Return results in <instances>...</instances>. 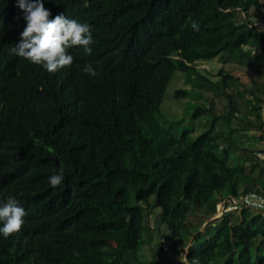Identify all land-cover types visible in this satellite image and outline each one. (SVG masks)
Listing matches in <instances>:
<instances>
[{"label":"trees","instance_id":"trees-1","mask_svg":"<svg viewBox=\"0 0 264 264\" xmlns=\"http://www.w3.org/2000/svg\"><path fill=\"white\" fill-rule=\"evenodd\" d=\"M44 7L49 19L87 23L93 51L70 47L72 65L55 73L14 55L24 13L18 0H0V202L12 196L26 212L19 232L0 233V264H264L262 214L213 218L227 196L264 195V164L254 157L264 129V26L256 25L264 0ZM179 54L193 64L179 68ZM216 58L214 76L196 70ZM176 71L191 87L175 96L191 94L192 118H207L196 136L158 118Z\"/></svg>","mask_w":264,"mask_h":264},{"label":"clouds","instance_id":"clouds-1","mask_svg":"<svg viewBox=\"0 0 264 264\" xmlns=\"http://www.w3.org/2000/svg\"><path fill=\"white\" fill-rule=\"evenodd\" d=\"M18 7L24 13L26 27L20 33L19 43L11 52L33 64L43 66L49 73L70 67L74 57L68 52L72 46H82L86 55L92 54L94 43L92 29L87 23H80L64 14L49 19L51 13L44 7V0H18ZM191 27L199 30L197 23ZM83 71L96 76L98 73L91 64L85 65ZM64 180L63 170L49 177L52 187L59 186ZM264 206V205H261ZM26 212L12 196L0 202V233L5 238L17 233L23 227Z\"/></svg>","mask_w":264,"mask_h":264},{"label":"rangeland","instance_id":"rangeland-1","mask_svg":"<svg viewBox=\"0 0 264 264\" xmlns=\"http://www.w3.org/2000/svg\"><path fill=\"white\" fill-rule=\"evenodd\" d=\"M263 2V1H262ZM256 25L264 26L262 22H257ZM176 61L179 68H184L192 65V61L182 55L179 54L176 56ZM195 68L198 72L203 75L212 74L213 76L217 73L219 68L221 67V61L216 59H211L207 61H196ZM242 75V74H241ZM244 77V75H242ZM212 80L216 81V77H213ZM186 76L180 72L176 71L173 77L171 78L169 84L166 87L164 97L162 103L160 105V110L158 113V118L160 123L165 127H171L173 130L177 132H181L185 129L193 130V135H198L203 129L206 128L203 123L206 122V117H201L194 119L192 118V114L194 109L196 108V100L190 96L188 98L176 97L175 93L179 89L190 90V82H187ZM203 120L202 124L201 121ZM174 125V126H172ZM202 126V129L198 130L199 127ZM149 232L152 233L153 220L150 219L148 221ZM177 260V259H174Z\"/></svg>","mask_w":264,"mask_h":264},{"label":"built area","instance_id":"built-area-1","mask_svg":"<svg viewBox=\"0 0 264 264\" xmlns=\"http://www.w3.org/2000/svg\"><path fill=\"white\" fill-rule=\"evenodd\" d=\"M256 160L264 164V149L254 152ZM264 195L256 191H248L239 198L227 196L223 198L216 208L213 218H218L226 213L238 212L242 209H249L264 216Z\"/></svg>","mask_w":264,"mask_h":264},{"label":"crops","instance_id":"crops-1","mask_svg":"<svg viewBox=\"0 0 264 264\" xmlns=\"http://www.w3.org/2000/svg\"><path fill=\"white\" fill-rule=\"evenodd\" d=\"M234 75L236 77H239L241 82H243V83L247 82V77L246 76L243 77L240 73H234ZM262 100L264 102V98ZM262 118H263V121H264V108H263V112H262ZM256 136L260 137L259 140H258L259 145H256V148L257 149H264V129H263V131H258V134Z\"/></svg>","mask_w":264,"mask_h":264}]
</instances>
